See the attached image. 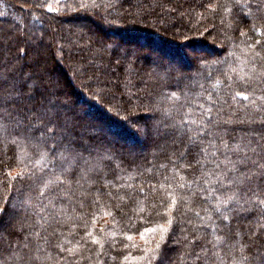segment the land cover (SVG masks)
<instances>
[{
	"label": "trees",
	"instance_id": "trees-1",
	"mask_svg": "<svg viewBox=\"0 0 264 264\" xmlns=\"http://www.w3.org/2000/svg\"><path fill=\"white\" fill-rule=\"evenodd\" d=\"M29 72L78 127L0 105V264H264V0H0Z\"/></svg>",
	"mask_w": 264,
	"mask_h": 264
},
{
	"label": "snow or ice",
	"instance_id": "snow-or-ice-1",
	"mask_svg": "<svg viewBox=\"0 0 264 264\" xmlns=\"http://www.w3.org/2000/svg\"><path fill=\"white\" fill-rule=\"evenodd\" d=\"M48 10L51 11L52 9L49 8ZM6 91H8V86L0 82V105L5 102L9 103L12 106L10 115H13L14 118L19 117L20 122L34 131L45 132L55 137L60 129L71 132L78 127L74 119H70L67 113L62 114L55 107L56 89L51 86H44L43 81L32 72L11 86V92L18 93L17 96L5 101L4 94ZM164 240L165 236H161L160 241L156 244V253L161 251V244ZM154 258L156 257L154 256Z\"/></svg>",
	"mask_w": 264,
	"mask_h": 264
},
{
	"label": "rangeland",
	"instance_id": "rangeland-1",
	"mask_svg": "<svg viewBox=\"0 0 264 264\" xmlns=\"http://www.w3.org/2000/svg\"><path fill=\"white\" fill-rule=\"evenodd\" d=\"M188 55H189V57H190V58L192 57V56H191L192 54H191L190 52H189V54H188ZM138 146H139V145H138ZM139 147H140V146H139Z\"/></svg>",
	"mask_w": 264,
	"mask_h": 264
}]
</instances>
